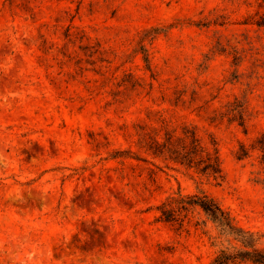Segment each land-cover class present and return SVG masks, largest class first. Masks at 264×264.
I'll return each mask as SVG.
<instances>
[{
  "label": "rangeland",
  "instance_id": "1",
  "mask_svg": "<svg viewBox=\"0 0 264 264\" xmlns=\"http://www.w3.org/2000/svg\"><path fill=\"white\" fill-rule=\"evenodd\" d=\"M261 12L262 0H0V264H210L240 247L198 209L159 220L178 193H207L264 250ZM183 127L216 142L222 181L136 144Z\"/></svg>",
  "mask_w": 264,
  "mask_h": 264
},
{
  "label": "trees",
  "instance_id": "2",
  "mask_svg": "<svg viewBox=\"0 0 264 264\" xmlns=\"http://www.w3.org/2000/svg\"><path fill=\"white\" fill-rule=\"evenodd\" d=\"M255 25L259 28L264 27V0H262V12L259 13ZM143 60L148 66L149 59L145 53ZM229 114L230 121H237L236 118L239 115L237 108L236 110L229 109ZM238 122L241 127H244L242 115ZM136 144L138 148L154 158L191 169L202 177L215 181H222L224 178L216 142L211 140L210 146H205L194 129L183 127L180 136L174 135V132H166L162 141L156 137H150L147 133H141L138 134ZM252 148L260 152L261 164L264 165V135H261ZM121 154L123 153L115 152L114 158L122 157ZM247 154V149L241 145L237 158L244 159ZM193 208L198 209L213 223L221 235L228 236L240 244V247H232L231 251L221 250L210 264H236L238 262L264 264V250L256 247L257 240L254 234L237 227L230 215L205 192L190 195L178 193L176 196L168 197L157 207L160 213L158 219L167 223L180 224L183 222L182 213Z\"/></svg>",
  "mask_w": 264,
  "mask_h": 264
}]
</instances>
